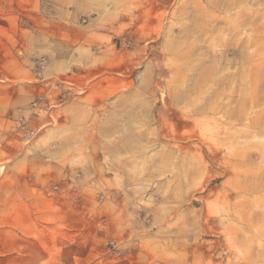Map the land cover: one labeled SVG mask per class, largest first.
I'll return each instance as SVG.
<instances>
[{"label":"rangeland","instance_id":"1","mask_svg":"<svg viewBox=\"0 0 264 264\" xmlns=\"http://www.w3.org/2000/svg\"><path fill=\"white\" fill-rule=\"evenodd\" d=\"M0 264H264V0H0Z\"/></svg>","mask_w":264,"mask_h":264}]
</instances>
